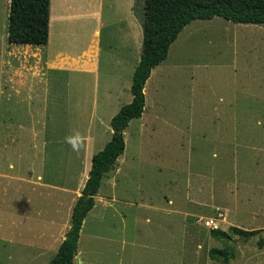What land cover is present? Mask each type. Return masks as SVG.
Instances as JSON below:
<instances>
[{"label": "rangeland", "instance_id": "obj_1", "mask_svg": "<svg viewBox=\"0 0 264 264\" xmlns=\"http://www.w3.org/2000/svg\"><path fill=\"white\" fill-rule=\"evenodd\" d=\"M142 1L133 4L138 19ZM8 3L0 0V264H46L69 227V192L109 139L108 116L129 102L141 21L131 27V0H50L47 47L13 45ZM94 7L102 20L94 69L32 66L25 51L47 50L54 64L61 54L85 60ZM142 92V113L122 131L123 151L100 179L72 264H221L207 256L222 244L205 219L258 230L231 237L226 264H264V25L191 20ZM75 131L87 137L79 154L64 142Z\"/></svg>", "mask_w": 264, "mask_h": 264}, {"label": "trees", "instance_id": "obj_2", "mask_svg": "<svg viewBox=\"0 0 264 264\" xmlns=\"http://www.w3.org/2000/svg\"><path fill=\"white\" fill-rule=\"evenodd\" d=\"M48 2L49 0H9L6 27V40L9 44L37 46L46 43ZM50 10L52 14V3ZM214 16L233 23L264 25V0L142 1L141 49L131 74V99L110 117L109 139L101 149L91 155L86 179L70 211L69 227L46 264H72L76 254L78 232L83 218L93 205V196L97 192L100 179L113 168L116 158L123 151L122 131L131 119L138 118L142 113V90L150 70L164 60L168 46L184 25L193 19L208 20ZM50 28L52 32V27ZM257 231L236 226H229L227 230L210 229L209 236L219 240L222 246L210 247L207 250L208 258L226 264L234 256L231 237L237 236L246 240ZM256 245L258 248L262 246L260 238L257 239Z\"/></svg>", "mask_w": 264, "mask_h": 264}, {"label": "crops", "instance_id": "obj_3", "mask_svg": "<svg viewBox=\"0 0 264 264\" xmlns=\"http://www.w3.org/2000/svg\"><path fill=\"white\" fill-rule=\"evenodd\" d=\"M131 1H132L131 7H130V10L132 11V15H131L132 24H131V27L132 28H136V27H138V22L141 21V15H139V19H138V16H137L138 13H137V11H135L133 9L134 0H131ZM74 15H78V13H76ZM85 16H89V19L92 20V27H91L92 30H91V33H89L88 35L92 38L91 41L94 44V46H92L91 52H89L87 54V57L85 58V60H82V62L80 64L79 63L78 64L70 63V61L63 59L62 58V54H61L60 58L54 64V63H51V59H50L52 54H51V52H48L47 50L45 51L43 56H40L37 51H34V52L29 51V50H28V52L25 51V55H27L29 58L33 59L32 66L34 68H36V69L37 68L40 69L41 67H46V68H50V69L56 68V69H68V70H75V71H85V70L94 69L95 68L94 57H95V54H96V52H95L96 51V46L95 45H96L97 40H98L99 28H100V26L102 24L101 13H100L99 9H97V8L95 9V7H94L87 14H85ZM134 16L136 18V21L133 20ZM50 18H51V10H50L49 2H48V33H47V41L45 43L46 47L48 45ZM63 21L61 20V22H63ZM72 33H73V29L71 28L70 34L67 33V34H64V35L65 36H68V35L72 36ZM76 36H79V35H75L73 37H76ZM13 45H15V44H13ZM24 45H28V44H24ZM40 46H42V45H40ZM138 57H139V55H138ZM138 57H137V59L135 61V64L138 61ZM38 62H42V65H39ZM133 68H134V66L131 68V74H132ZM36 69H33V70H36ZM13 73H14V75L20 76L21 75L20 68L17 66V68L14 69ZM130 81H131V78H130ZM130 99H131V95H130ZM130 99H129V101H130ZM118 108L115 111L110 113V115L108 116V121H109L110 117L118 110ZM109 132H110V127H109ZM84 138L86 139L87 137H84ZM85 146H86V143H85ZM83 149H85V147ZM89 165H90V161H89ZM88 169H89V167H88ZM88 169L86 168L87 171H88ZM5 176H6L5 173L0 171V178H5ZM86 176H87V172H86V174H84L81 184H79V186H76L74 190L69 192V191L66 190V188H62L63 192H69L70 195H71V196L67 197V198H69V200L67 201V204L65 205L66 206V210L68 212V216H70V211H71L72 205H73L75 199L79 195L80 189H81V187H82V185H83V183H84V181L86 179ZM95 195H97V193ZM95 195L93 196V205L92 206H94V203H95V201H94ZM96 198L100 199L102 197L97 195ZM65 228H66V226H65ZM63 233H64V231H63ZM62 238H63V235L60 237L59 241L57 242V245L62 240ZM56 248H57V246H56ZM55 251H56V249H55ZM77 252L78 251H76V254H77ZM74 257H73V259H74Z\"/></svg>", "mask_w": 264, "mask_h": 264}, {"label": "clouds", "instance_id": "obj_4", "mask_svg": "<svg viewBox=\"0 0 264 264\" xmlns=\"http://www.w3.org/2000/svg\"><path fill=\"white\" fill-rule=\"evenodd\" d=\"M64 142L67 143L71 151L76 154H79L85 146V138L79 131H75L71 135L66 136Z\"/></svg>", "mask_w": 264, "mask_h": 264}, {"label": "built area", "instance_id": "obj_5", "mask_svg": "<svg viewBox=\"0 0 264 264\" xmlns=\"http://www.w3.org/2000/svg\"><path fill=\"white\" fill-rule=\"evenodd\" d=\"M203 225L205 227H207L209 230L210 229H217V228H219L217 222H215L213 219H205L203 221Z\"/></svg>", "mask_w": 264, "mask_h": 264}, {"label": "water", "instance_id": "obj_6", "mask_svg": "<svg viewBox=\"0 0 264 264\" xmlns=\"http://www.w3.org/2000/svg\"><path fill=\"white\" fill-rule=\"evenodd\" d=\"M257 234H259L258 232H257ZM76 259L78 260V257L76 256ZM78 262H79V260H78Z\"/></svg>", "mask_w": 264, "mask_h": 264}]
</instances>
